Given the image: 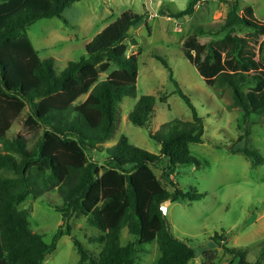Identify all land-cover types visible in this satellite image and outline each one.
<instances>
[{
	"label": "trees",
	"instance_id": "trees-1",
	"mask_svg": "<svg viewBox=\"0 0 264 264\" xmlns=\"http://www.w3.org/2000/svg\"><path fill=\"white\" fill-rule=\"evenodd\" d=\"M80 1L0 0V170L13 174L0 177V264H43L56 251L65 233L60 230L52 243H46L31 229L29 214L18 209L29 197L38 199L55 189L63 200V206L55 209L65 222L83 215L100 232L93 238L102 246L97 262L74 240L78 264H135L139 250L154 241L161 251L157 264H189L196 257L195 250L173 234L163 205L199 202L207 196L195 189L184 192L171 178L178 167H201L190 146L204 143V119L166 59L157 57L168 71L175 93L190 109L192 121L175 119L149 134L160 145L159 154L139 149L122 136L114 147L104 150V165L90 161L87 151H96L116 133L123 100L136 97L140 55L128 56L125 42L131 29L143 24L144 16L122 13L85 45V57L69 62L58 74L54 60L40 58L26 31L44 19L59 18L68 25L63 14ZM203 1L208 0H191L187 9L169 17L193 16ZM227 4L229 13L220 28L216 32L197 28L184 40L182 52L208 87L231 91V108L239 109L246 120L263 117L264 22L257 19L252 7L242 8L238 1ZM207 34L223 37L203 44L200 38ZM131 42L138 44L135 38ZM85 95L87 99L73 108ZM155 106L154 96L141 97L129 113L130 123L148 127ZM26 109V130H42L31 149L24 135L10 136ZM231 154L264 166V157L256 150L232 149ZM166 162L162 177L173 191L162 185L153 170ZM125 229L135 240L122 245ZM213 239L218 243L222 237ZM223 250L233 257L232 262L239 258L238 264H250L248 249L223 246ZM263 262L264 249L254 264Z\"/></svg>",
	"mask_w": 264,
	"mask_h": 264
},
{
	"label": "rangeland",
	"instance_id": "rangeland-1",
	"mask_svg": "<svg viewBox=\"0 0 264 264\" xmlns=\"http://www.w3.org/2000/svg\"><path fill=\"white\" fill-rule=\"evenodd\" d=\"M232 1H238L242 8L252 7L257 19L264 22V0L203 1L196 6L193 16L178 20L170 18L169 14L187 9L191 0H82L64 12L68 25L59 18L44 19L26 31L40 58L53 59L54 69L60 74L69 62L85 57V43L122 13L130 11L144 16L143 24L131 29L125 42L128 56L140 55L136 97H126L121 103L113 138L96 151L88 150L87 156L90 161L104 165L107 155L104 150L114 147L122 136L139 149L159 154L160 145L149 134H155L164 124L175 119L192 121L190 109L175 93L168 71L157 59L165 58L175 79L205 122L204 143L190 146L201 167H178L171 178L184 192L195 189L207 194L206 198L199 202L163 205L173 234L195 250L196 257L189 264L231 263L233 257L225 253L223 246L248 249L247 262L254 264L264 249V166H254L244 155L231 154L232 149L247 148L264 157V116H252L246 120L239 109L231 108V91L208 87L182 52L184 40L197 28L202 27L206 32H216L220 28L229 13L227 3ZM222 37L207 34L200 41L208 44ZM131 38H135L138 44L134 46ZM109 73L102 74L100 81ZM143 96L156 98L153 119L145 128L134 126L128 118ZM87 97L79 98L73 108ZM27 116L26 109L13 124L10 136L24 135L31 149L40 139L42 130L28 132L25 127ZM166 166L167 162L153 170L162 185L173 191L162 177ZM0 177H13V174L0 170ZM62 206L63 200L55 189L38 199L29 197L18 207L29 214L31 229L42 235L46 243H52L60 230L65 233L59 239L56 251L48 255L43 264H78L80 255L74 246L75 239L97 262L102 246L93 238L100 232L90 226L88 218L83 215L65 222L55 209ZM69 227L70 235L67 234ZM216 235L222 237L221 241L217 239L218 243L213 239ZM134 240L127 229L123 230L122 245ZM160 257L158 242L154 241L139 250L135 264H157ZM239 260L237 258L232 263L238 264Z\"/></svg>",
	"mask_w": 264,
	"mask_h": 264
},
{
	"label": "crops",
	"instance_id": "crops-1",
	"mask_svg": "<svg viewBox=\"0 0 264 264\" xmlns=\"http://www.w3.org/2000/svg\"><path fill=\"white\" fill-rule=\"evenodd\" d=\"M110 24H111V23H110ZM108 25H109V24H108ZM108 25H107V26H108ZM107 26H106V27H107ZM106 27H104L103 29H105ZM103 29H102V30H103ZM102 30H101V31H102ZM101 31H99V33H100ZM99 33H98V34H99ZM98 34H97V35H98ZM97 35H96V36H97ZM93 39H94V38H93ZM93 39H91L90 41L86 42L85 45H86L87 43L91 42Z\"/></svg>",
	"mask_w": 264,
	"mask_h": 264
}]
</instances>
